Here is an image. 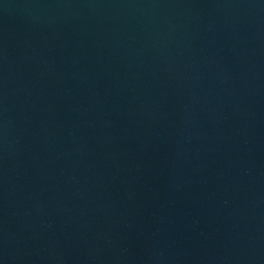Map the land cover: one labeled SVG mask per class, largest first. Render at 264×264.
<instances>
[{
  "label": "water",
  "instance_id": "water-1",
  "mask_svg": "<svg viewBox=\"0 0 264 264\" xmlns=\"http://www.w3.org/2000/svg\"><path fill=\"white\" fill-rule=\"evenodd\" d=\"M0 264H264V0H0Z\"/></svg>",
  "mask_w": 264,
  "mask_h": 264
}]
</instances>
